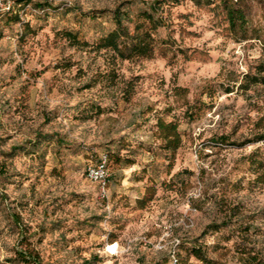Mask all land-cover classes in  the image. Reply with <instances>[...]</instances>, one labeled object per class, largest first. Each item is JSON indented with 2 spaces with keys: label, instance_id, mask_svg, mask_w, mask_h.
<instances>
[{
  "label": "clouds",
  "instance_id": "9594fccd",
  "mask_svg": "<svg viewBox=\"0 0 264 264\" xmlns=\"http://www.w3.org/2000/svg\"><path fill=\"white\" fill-rule=\"evenodd\" d=\"M0 264H264V0H0Z\"/></svg>",
  "mask_w": 264,
  "mask_h": 264
}]
</instances>
